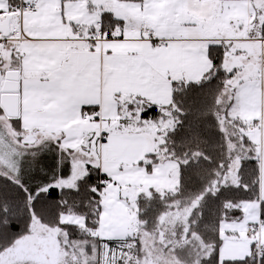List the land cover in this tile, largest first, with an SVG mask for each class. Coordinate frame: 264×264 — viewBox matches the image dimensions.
<instances>
[{
	"label": "snow or ice",
	"instance_id": "6c2138e0",
	"mask_svg": "<svg viewBox=\"0 0 264 264\" xmlns=\"http://www.w3.org/2000/svg\"><path fill=\"white\" fill-rule=\"evenodd\" d=\"M0 264H264V0H0Z\"/></svg>",
	"mask_w": 264,
	"mask_h": 264
}]
</instances>
